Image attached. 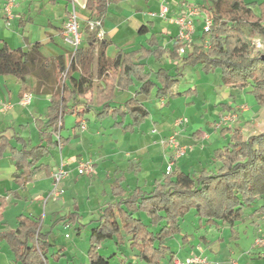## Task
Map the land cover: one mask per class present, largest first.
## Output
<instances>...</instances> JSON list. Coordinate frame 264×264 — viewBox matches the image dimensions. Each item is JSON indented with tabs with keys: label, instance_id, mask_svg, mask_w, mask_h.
Segmentation results:
<instances>
[{
	"label": "trees",
	"instance_id": "obj_1",
	"mask_svg": "<svg viewBox=\"0 0 264 264\" xmlns=\"http://www.w3.org/2000/svg\"><path fill=\"white\" fill-rule=\"evenodd\" d=\"M193 4L210 18L211 24L208 31L193 34L188 47L176 36L172 48L165 50L152 34L147 40L148 47L118 51L110 58L105 53L109 42L97 39L90 31L91 45L79 46L66 63L64 53L43 56L39 41L28 43L26 47H11L0 39V75L10 74L19 80L20 96L26 86V76L31 75L35 78L34 92L50 97L47 119L39 134L41 142L46 139L47 144L40 142L28 147L22 138L15 136L20 144L17 147L0 135V155L10 147V158L16 168L13 178L17 184L25 185L31 179L42 166L35 164L50 148L63 145L64 139L59 132L66 114L78 119L73 126L75 129L81 127L80 120L85 113L95 110L98 118L110 116L114 126L132 132L148 115L147 107L137 98L139 95L147 96L154 91L157 97H173L195 90L173 91L180 75L178 67L173 74L168 68L159 66L153 72V80L141 61L147 56L160 59L166 55L181 66L200 64L205 72L220 69L225 85L246 90L259 105H264V57L254 51L250 39L252 35H264V0H194ZM94 38L98 41L97 76L102 78L103 85L94 83L89 69ZM182 46H185L184 53L179 54L177 50ZM137 54L140 55L137 57ZM129 88L133 95L120 105H112L115 90ZM126 117L131 121L125 122ZM222 131H229L230 139L213 150V169L204 168L194 175L177 168L165 171L150 191L139 186L127 191L120 178L113 181L114 201L106 203L100 216L87 223H95L89 228V262L102 264L97 247L106 240H113L118 246L128 241L143 264H161L166 256L172 259L168 240L181 232L180 221L192 209L203 225L217 227L240 220L256 197L264 194V129L246 137L238 127ZM50 134L56 138H47ZM8 194L17 196L11 190L0 195V223H3ZM263 209L264 206L257 211ZM77 217L76 213H68L55 221L75 223ZM77 232L80 233V227ZM0 236L6 240L15 263L48 264L47 253L52 244L48 232L42 231L40 218L19 214L15 228L7 227ZM189 236L182 234V240Z\"/></svg>",
	"mask_w": 264,
	"mask_h": 264
},
{
	"label": "crops",
	"instance_id": "obj_2",
	"mask_svg": "<svg viewBox=\"0 0 264 264\" xmlns=\"http://www.w3.org/2000/svg\"><path fill=\"white\" fill-rule=\"evenodd\" d=\"M165 3L168 0H163ZM174 2V0H171ZM176 4L175 6L169 7V12L167 14L168 19L170 17H175L179 13L183 12L186 8L185 1L187 0H175ZM151 0H0V20L4 23L3 25L5 27H8V25H13V32L17 33V31H20L22 35V39L24 44L19 45L22 47H26V44L33 43L36 41H39L42 43V48L47 47L49 49H52L54 52L62 53L63 48L66 43L62 40V26L64 21L67 19L68 14L70 11L74 9L77 14H79V26L80 30L82 32V41L80 47L87 48L91 45V41L89 40V37L91 35L88 27H87V21L90 19H96L100 18L102 20V27L105 26V30L103 27V30L105 32L104 40L109 42V45L106 47L105 53L110 58L114 57V55L118 51L123 52H129L134 50H139L142 46L148 47L147 40L150 38L152 34L156 35L158 38L159 44L162 46L165 50H170L172 48V44L174 41V38L176 37L178 27L176 23L172 24L169 29L168 23L160 24V28L157 27L155 20L153 19V13L156 12L160 6L159 3H157V6H155L154 10L149 9V3ZM127 4L131 5V11L132 13L127 10H125L124 6ZM131 14V15H130ZM171 14V16H169ZM146 15L147 18H143V16ZM134 16H140V20L142 21L140 26L138 25V28L136 30V39H139V46L132 47L130 49L125 50L124 46L122 47V43L120 40H118L116 34L114 36V33L117 30L122 31V27L130 25V19ZM139 24V23H138ZM174 25V26H173ZM107 26V27H106ZM202 22L201 18L194 19V33L196 34L198 29H201ZM176 30H175V28ZM199 27V28H198ZM9 29V28H8ZM26 33V36H24ZM0 39H3L5 42L8 43L11 47H18L16 44H13L9 42L6 38L3 36H0ZM93 48H94V54L91 58V62L89 65V69L92 71L94 75V83L96 85H103L102 78L100 76H97V67H96V55L98 51V41L94 38L93 40ZM17 43V42H16ZM64 45V46H63ZM113 49L114 53L113 55L108 54V50ZM140 54H137L138 57ZM153 59L158 65L155 67L151 66L150 59ZM165 59L168 60V64L163 61ZM145 63V70L148 72H151V78L153 80V72L159 67L168 68L171 73L176 72V68L179 65H176V61L170 60L166 55L161 57L160 59L154 58L153 56H147L141 60ZM152 61V60H151ZM165 62V64H164ZM92 63L95 65V72L92 69ZM161 63L164 64L161 65ZM12 82L14 84H17V91H13L9 88V86L6 84V81H2L0 84V87L3 89L4 96L0 99L2 101H8L12 103L11 101H17L20 96V90H21V83L19 80L13 76ZM177 85V84H176ZM175 85V86H176ZM186 90V89H185ZM185 90L181 91H175L173 88V91L175 93H181ZM154 93V91H152ZM151 92V93H152ZM7 93V94H5ZM151 93L149 95H151ZM34 94L39 95L38 93L33 92L32 94V100L34 98ZM133 95L132 88H129L127 90H115V97L114 101L112 102V105H120L122 104L127 98ZM149 95H139L137 98L145 104L148 110V115L141 121L140 125L134 129V131H124L123 129L114 126V119L110 116L104 117V118H98L96 116L95 110L90 111L88 113H85L81 118L87 119L86 122L90 121L89 117H91L94 120V126L93 129L90 131L88 126L85 127L83 131L80 130V128L75 129L74 123L78 120L75 116V120L73 124L71 125L70 132H64V120L65 116L63 118V126L60 130V135L64 139L63 145L60 147H55L58 149V151H63L65 149V154L60 156V159H63L66 161L65 169L68 171L67 178H70L73 176V178H76L79 174L76 172V166L78 164L77 159H85L84 155L85 153H90V151H87L89 149V143L91 139H97V133L101 130L105 132V135H110L112 138H115L117 141V134L116 129H120L122 133L129 134L128 138H134L136 140V143L139 141L138 145H135L131 148H125L124 153L126 150L131 151V153H134L135 156L131 157H120V153L123 152L122 150L117 149V142H111L107 148L102 150L101 153H99L97 156L98 159H96L94 170H96L95 176H99V189L94 193V196H87L84 198V205L87 204V212L86 214H90V218L88 221L84 223H78L80 220V214L78 215V212H81V206L83 203H79V200L77 198L76 192H74V188L78 182L74 180L73 184L70 185L72 191L71 193V201H72V207L68 210L69 213H76L77 214V222L72 223L79 225H75L76 229L80 227L81 225L87 223L91 220H96L100 216V212L102 207L108 203L113 202L114 197L111 194V184L116 179H121V185L123 188H125L127 191H131L136 186H139L143 190L150 191L153 186L154 182L157 179H161L164 176L165 173V164L163 163V158L161 154V150L163 149L161 144L158 142V139L162 136H166L171 134L172 127L169 130L162 129L161 127L164 126V116L161 117H151L149 106H148V97ZM181 95V94H178ZM173 96V97H177ZM155 96V94H154ZM15 98V99H13ZM155 98L159 99L160 102H167L169 103V97H157ZM29 103L28 106H21V111H15L16 105L10 107L6 111H2V114L0 115V135L5 136L10 141V136L7 134V128L10 127L14 130V126L16 124L17 120V136L22 138L28 147H31L33 145H37L41 142V135L40 134V127L45 123L47 119V109L50 102L49 95H41V98L39 99V102L35 104V106H32V101ZM192 100V99H191ZM193 102V101H192ZM1 103V100H0ZM161 104V103H160ZM40 105V106H39ZM18 106V105H17ZM242 106V105H241ZM25 107V108H24ZM32 107V108H31ZM161 106H157V109L160 111ZM41 108H43L44 116H40L38 118H42V120L38 124V131L36 132L35 129V135L31 136L28 135V137L25 139V136L22 135V133L25 132V120L27 118V115L24 113L25 109H28L27 112L30 115H33L39 111H41ZM229 109V108H228ZM247 108H243L242 114L245 113ZM230 111V110H229ZM257 112V111H255ZM255 112H253L251 115L247 116V119H242V114L239 117V124H243L245 122L249 123V120H253ZM10 113V115H8ZM40 115V112H39ZM71 115V114H70ZM29 117V115H28ZM110 118L109 121L106 122V124L103 122L105 118ZM36 119V118H35ZM131 119L129 117L125 118V122H130ZM81 122V120H80ZM252 122V121H250ZM189 127V122L183 124L180 131L177 129L178 133L176 135V139L178 141V144L181 146L186 147V153L179 157L174 165L173 169H180L187 173H198L200 170L207 168V169H213L214 165L212 164V153L213 150L223 146L224 144H218V147L211 149V144L213 141L220 137L228 139L227 133L224 131L219 132L216 122H213V124L210 125V129L213 128L212 134H216V138L213 140L212 134H209L208 132H204L202 128H196L194 131H190V134L184 133V130L186 129V126ZM176 127V125H174ZM165 127V126H164ZM187 127V128H188ZM200 127V126H199ZM234 127L240 128L242 134L244 135L242 128L239 125H236ZM218 130H217V129ZM222 130V129H221ZM218 131V132H217ZM64 132V133H63ZM90 132V133H89ZM252 134V133H251ZM192 136L190 138L189 136ZM249 135V134H248ZM246 135V136H248ZM49 139H55V135H47ZM124 136V137H125ZM245 136V135H244ZM245 136V137H246ZM127 137V136H126ZM179 137V138H178ZM229 141V140H228ZM41 144H47V140H42ZM226 144V143H225ZM17 147H19L20 144H12ZM67 148V149H66ZM72 148H74L72 150ZM82 148V151H81ZM51 149L48 150V152L44 155H42L35 164L42 165L41 168L36 170L32 176L31 179L25 184V185H19L14 181L13 173L15 171V165L14 162L10 158V147L5 148L3 150L0 157H3L7 153V156L12 162V166H9V171H11V177L12 181L15 184L12 186L13 188L10 189L11 191L15 192L17 196H14L13 194L6 195L7 205L9 204L10 198L14 199H25L27 200L26 195V189H28L30 186L34 187V184L36 183L37 179L36 176L40 172H44V177L47 178L49 181L50 187L47 189V192L45 195L48 194L50 188H51V182H52V173L56 169V165L59 164H50L48 161V156L50 155ZM79 149V150H78ZM122 151V152H121ZM84 152V154H82ZM89 155V154H88ZM171 155V150L168 153V157ZM187 155V156H186ZM90 156V155H89ZM88 156V158H90ZM182 159V160H181ZM130 160V161H128ZM181 160V161H180ZM133 168H131V165ZM164 164V167L163 165ZM71 175V176H70ZM143 178V180H141ZM4 179V177H0V181ZM60 186L65 191L66 187L62 185V180L60 182ZM9 190V189H6ZM0 195H5V191H0ZM49 199V198H48ZM48 199L45 201V204L48 203ZM66 199L62 198L60 201V209L58 210V204L53 206V208L50 209V214L54 221L57 218V215L59 212L63 211L62 204H64ZM256 203V201H254ZM253 202V203H254ZM264 206V204H262ZM7 207V206H6ZM259 208V205L253 204L251 207L248 208V211L245 210V214L240 220L233 221L231 223H224L220 224L217 227L211 226V228L214 229V232L211 228H209L208 231V225H203V223L198 222V217L194 211V216L197 217L196 219V225L195 229H193L190 233L186 232L190 236L186 240H182L181 232L179 234H176L174 237L178 236V242L179 247H185L188 245L190 247L191 254H185L183 256L180 255L181 252H178L177 250H173L171 245V251L173 252L172 259H169L168 256H166L161 264H172V261L174 258L178 259H185L189 256L193 255H201L206 256L210 260L216 261L219 264H228V259L233 258L232 255H235L238 251H240L239 259H243L246 256H250L252 258H255L254 255H257L258 258H264V250L260 246H263L261 244L258 246L255 244L254 249L252 252H247L246 254L244 252V247L241 245V242L243 241L242 235L244 233L248 234V232L251 231V236L248 237V239H251V242H255L256 237L260 235L262 231H264V227L262 226V223L264 222V209L262 211H257ZM193 210V209H192ZM191 211V210H190ZM34 212V211H33ZM33 212L30 213H20L27 215L29 217H37L40 218L39 215H34ZM85 213V210H84ZM66 213H64L65 215ZM15 220V225L10 226L9 224L5 223L3 221V225L7 227V225L10 226V228H15L17 225V216ZM82 215V214H81ZM246 215V216H245ZM4 217V212H3ZM142 217L144 220L147 221V218L144 214H142ZM185 216L181 219L180 223L184 220ZM84 219V218H83ZM4 220V218H3ZM63 222H66L63 220ZM253 224L255 226H251L248 224ZM40 224L42 228L41 218H40ZM69 224H71L69 222ZM93 224H88V226H92ZM181 228V227H180ZM82 231L80 227V232ZM184 234V233H183ZM69 235V234H67ZM77 235L79 233L77 232ZM253 235V238H252ZM70 236V235H69ZM181 236V237H180ZM172 237V238H174ZM169 243V240H168ZM232 244H235L233 246ZM237 246V247H236ZM236 247V248H234ZM104 248V252H101V250ZM63 249L60 248L59 250ZM238 249V250H237ZM98 253L101 256V263L102 264H118L122 262L123 264H138V259L136 257L137 250L131 249L129 247V242L126 241L123 245H115L113 240H106L102 244L98 245L97 247ZM50 251V250H49ZM48 251V253H49ZM181 251V250H180ZM184 251V250H183ZM185 253H188L184 251ZM63 253V251H62ZM74 253V251H73ZM257 253V254H256ZM82 254L84 255V248ZM74 258L76 256L73 255ZM82 257V256H81ZM256 257V258H257ZM10 258V257H9ZM10 264H20L15 263L14 258H10ZM245 263L238 264H251V261L248 259H245ZM89 264H91L89 262ZM140 264H143L140 262Z\"/></svg>",
	"mask_w": 264,
	"mask_h": 264
},
{
	"label": "rangeland",
	"instance_id": "obj_3",
	"mask_svg": "<svg viewBox=\"0 0 264 264\" xmlns=\"http://www.w3.org/2000/svg\"><path fill=\"white\" fill-rule=\"evenodd\" d=\"M156 2L161 4L163 0H151V2L149 3L150 10L155 9V6H157ZM175 2H176L175 0L174 2H172L171 0H168V4H170V6H173V5L175 6L176 4ZM185 3H186L185 6L194 5L193 4L194 0H187L185 1ZM166 4H167V1H166ZM131 5L127 4L126 6H124L125 10L129 11V13L130 12L132 13ZM75 13H76V17L79 23L80 22L79 14H77V12ZM169 16H171V14H169ZM140 18H141L140 16L138 17L134 16L133 18L130 19L131 23L129 26H127L126 28L125 26H123L121 28L122 31L119 29L114 33V36L116 34L118 40H120L121 42H124L122 43L123 44L122 47L124 46L125 50L130 49L132 47L139 46V42H138L139 39L138 40L136 39V36H137L136 30L138 28V25L140 26L142 22ZM143 18L145 20L147 16L144 15ZM153 19L155 20L156 25L159 28H160L159 26L160 24H164L163 21H165V23H168L169 29L171 28L170 26L174 24V22L171 20L172 17H170V19L162 18L161 16L153 13ZM3 24L4 23L2 22V20H0V36H3L7 40H9V42L16 44L17 46L23 45L24 42L22 39V35L20 34L21 32L20 31H17V33L13 32L12 24L8 25V27H5ZM103 27L105 30V26ZM198 30L201 31L200 28ZM245 30L247 32L248 28L245 27ZM24 34H25L24 36H26V33ZM61 36H62V33H61ZM250 39L255 46L254 51L259 52L264 56V35H252L250 36ZM69 49H70V46L67 44L64 46L63 51H62V53L65 54L66 63H68L70 60V52H69L70 50ZM55 53L56 52H54L52 49H49L47 47L41 48V54L43 56L47 57ZM113 53H114L113 49L108 50V54L113 55ZM163 61H165L168 64L167 59L164 58ZM150 64L151 66L155 68L156 66H158L156 65L157 63L152 58L150 59ZM164 64L161 63V65L163 66ZM92 69L94 70V72L96 71L95 65H93V63H92ZM179 72H180V75L178 76V83L174 87V90L181 91V90L191 89V88L195 89L194 91L191 92V94L187 93L185 95H178L177 97H169V100H170L169 103L160 102L159 99L155 98L153 92L148 97L147 103L149 106L151 117L164 116L163 118L165 120L164 122L165 127L164 126L161 127L162 129L169 130L172 127L171 133H173L175 132V130L177 131V129L180 131L183 124L187 122H189V127L188 125L186 126L184 133L188 135L190 134L191 130L194 131L196 130V128H202V127H203L202 130L204 132L206 133L208 132L209 134H212L213 128L210 129V125L213 124V122L217 123L216 127L219 130L217 128L216 129L219 132L222 131L221 129L226 130V128L228 127L231 128L236 125H239L242 128V131L245 136L264 129V105H259L254 99L253 95L248 93L246 90L235 89V88H231L225 85L222 82V73L220 69H216L213 72H205L202 70L201 65L197 64L195 66H179ZM12 77L13 75H10V74L0 75V84L2 83V81L5 80L9 88L15 92L17 91V84H14V82H12L11 80ZM26 79H27V82H26V86L24 88L23 94L19 96L17 101H14V102L11 101L12 103H10L8 101H2V99H0L1 100L0 115L2 114V111L8 110V109L2 108L1 105L3 103H10L11 107L16 105L15 111H21V109H23L21 108V106L29 105V104L21 105L18 103V101L24 94H33L34 92L35 78L31 75H27ZM4 92L5 91H3V89L0 87V98L4 96ZM41 95L42 94H39V95L34 94V98L32 100L33 101L32 106H35V104L39 102ZM161 105L162 107H161V110L159 111L157 109V106H161ZM228 107H230L232 110H230V108L228 109ZM243 108H247V110L245 113L242 114ZM27 110L28 109L24 110L25 111L24 113L27 115V118L25 120L27 121L24 122L25 132L22 133V135L25 136V139L28 137V135H31V136L35 135V129L37 132L38 124L42 120V118H38V117L45 115L43 113V108H41V111H39L40 115H39V112L33 115H30L27 112ZM253 112H255L253 120H249V123L245 122L243 124H239L240 123L239 117L241 114H242L241 121H243L244 119H247V116L251 115ZM8 115H10V113ZM65 117L66 118L64 120L65 122L64 132L66 133V132L71 131L70 127L73 124L75 117L70 114H66ZM178 118H186L187 120L185 123L179 124L175 127L174 126L175 121ZM89 119L91 120L86 122L87 119L81 118V127H80L81 131H83L86 126H88L90 131L93 129L94 120L91 117H89ZM109 120L110 118L108 117V118H105L103 122L106 124V122ZM6 130H7L8 136H10V143L16 144L17 139L15 138V136H17V131H19V129H17V120L14 126V130L11 129L10 127H8ZM116 131H117L116 134L118 136L117 141L115 140V138H112L110 135L108 136L105 135V132L103 130L102 131L100 130L97 133L98 140L97 141L95 139L90 140V143L88 146L89 149L87 150V151H90V153H85L84 155L85 159L78 158L77 159L78 164L81 161L91 160L95 167L96 159H98L97 155L101 153L102 150L107 148L111 142H114V143L117 142V149L119 151L123 149V152L121 151L122 153H120L121 158H122V155H124L123 157L125 158L135 156V154L131 153V151L129 152V150H126V152L124 153V149L125 148L129 149L131 147H134L135 145H138L139 141L136 143V140H134V138L132 137L128 138L129 134H126L127 136L126 137L125 134L122 133L120 129H116ZM225 133H227L228 139L225 138L224 140V138L220 137L216 139V141L214 139L216 138L217 133L212 134L211 139H213L214 141L211 144V149L218 147L219 143L225 144L228 142V140L230 139V132L227 131ZM167 136L168 135L162 136L161 138L158 139V142L161 144L163 148L161 150V154L163 158V163L165 164V170L168 164V153L171 150L167 147V145L162 143V139L166 138ZM189 137L192 138L191 135ZM73 149L74 148H72V150ZM81 151H82V148H81ZM4 154L5 155L3 157H0V177L2 178L4 177V179L0 181V191H6V189L10 190L13 188L12 186L15 185L12 181V177L10 174L11 171H9V166H12L13 164L11 160L9 159V157L7 156V153H4ZM63 154H65V149L60 152L58 151L57 148L51 149L50 155L48 156L49 163L57 164V162H59L60 156H62ZM82 154H84V152ZM88 156L90 158H88ZM164 164H162L163 167H164ZM130 165H131V168L135 166V165H132L131 163ZM58 167L59 166L57 164L54 172L57 170ZM95 173H96V170H94V172L90 174L80 173L76 178H73V176L71 175H70L71 176L70 178H67V175H68V171H67V175H65L62 179V185L66 187L65 188L66 190L63 191V193L60 196L56 198L50 197L49 199L47 198L48 194L45 195V193L47 192V189L50 187L49 181L47 180L46 177H44V172L38 173L36 176L37 181L34 184V187L30 186L28 189H26L27 190L26 191L27 200L20 198L17 201V199H14L12 197L10 198L9 204L4 210V220L3 221L9 224L10 226H14L17 214H20V213L26 214V213H30L34 211L33 212L34 215L40 216L41 223H42V231L48 232V240L52 244V247L49 253H47L48 264H89V260L87 257V250H88L89 228L91 226H88V224L84 226H80L82 231L79 233V235H77V229H76L77 226L75 227V225H79L78 223H84L88 221L89 218L91 217L90 214H86L88 213L86 210L88 205L87 204L84 205L85 203L84 198H86L87 196H94V193L99 189V186H100L99 176L100 175L95 176ZM191 174L194 175L196 173L192 171ZM74 180L78 182L74 188V192H76L77 194L76 196L79 200V203L80 204L83 203V205L81 206V212L80 213L78 212V215L80 214V220L76 224H72V223L69 224L68 220H66V222H63V220L54 222V220L50 218L52 214H50L49 212H50V209L53 208V206L57 204L59 205L57 207L58 210L61 208L60 207L61 204L59 200H62V198H64L66 199L65 200L66 203L64 204V206L62 204L63 211L59 212L55 220L63 216L64 213L68 214L69 213L68 210L72 207V201L70 199L71 198L70 192L72 191V189L70 185L73 184ZM141 180H143V178H141ZM47 199H48V203L45 204V201ZM255 201L256 203L254 202L253 204H257L259 205V207H262L263 206L262 204H264V194L261 196H257ZM84 210H85V213H84ZM246 211H248V209H246ZM196 218L197 217L194 216V210L189 211L185 215L184 220L180 223V227H181L180 235L186 232L190 233L193 229H195L196 220H197ZM9 225H7V227H10ZM248 225L255 226L251 223ZM7 227H5L3 223H0V232L5 230ZM261 227H264V222L262 223ZM209 228H211V226H208V231H209ZM211 229L214 232V229L213 228ZM251 231H252V227H251ZM251 231L248 232V234L244 233L241 236L243 239V241L241 242V245L244 247V252L246 254L253 251L255 244H257L258 246L261 245V242L252 243L251 239H248V237L251 236ZM209 232H212V231H209ZM67 234H69L70 236ZM252 238H253V235H252ZM257 238H262L264 240V231H262L260 235L256 237V239ZM178 239H179L178 236L169 239V244L171 245L172 249L177 250L178 252H181L180 253L181 256L185 254H191L192 252L190 251V247L188 245H186L185 247H179ZM232 245L235 246V244H232ZM62 247L63 249L59 250ZM260 247L262 248V250H264V244L263 246H260ZM83 248H84V255L82 254ZM183 250L188 253H185ZM101 252H104V248L101 250ZM73 255L76 256V258H74ZM240 255H241L240 251H238L235 255H232L233 258H230L228 260L234 259L240 263H243V262L245 263V261H247L245 259H248L249 261H251V264H264V258H258L257 255H254L255 258H252L253 256L252 257L246 256L243 259H239ZM9 257L14 258V255L12 251L10 250V248L8 247L6 240L2 236H0V264H10L11 259ZM138 264H140V261H138Z\"/></svg>",
	"mask_w": 264,
	"mask_h": 264
},
{
	"label": "built area",
	"instance_id": "obj_4",
	"mask_svg": "<svg viewBox=\"0 0 264 264\" xmlns=\"http://www.w3.org/2000/svg\"><path fill=\"white\" fill-rule=\"evenodd\" d=\"M169 12L168 5L163 1L158 10L154 12L161 16L162 18H166ZM201 18L202 26L201 31H208L209 26L211 24L210 18L196 5L186 6L185 10L171 20L176 23L178 27L177 38L181 40L186 47L190 46L192 42V36L194 33V19ZM87 27L89 31L95 34V37L99 40H103L105 37V32L102 27V20L100 18L90 19L87 21ZM62 39L63 41L70 46V60L75 54L76 49L81 45L82 41V32L79 27V23L76 17V13L74 9L70 11L67 16V19L64 21L62 26ZM185 46L180 47L177 51L179 54L184 53ZM69 60V61H70ZM69 63V62H68ZM65 73H63V76ZM32 100V94H24L20 100L18 101L21 105H27ZM3 109H9L11 107L10 103H3ZM233 116V115H232ZM186 118H178L175 121V125L183 124L186 122ZM178 131L169 134L166 138L162 139V143L167 145L169 149H171V155L168 157V164L166 166V172H170L173 169V165L175 161L183 156L186 153V147L181 146L177 143L176 135ZM60 148V146H59ZM66 161L60 159L57 170L52 173V182L51 188L48 192L47 198L53 197L56 198L63 193V189L60 186V182L65 175H67V170L65 169ZM76 172L80 173H92L94 172V164L91 160L81 161L76 166ZM256 243L261 242L264 244V240L262 238H257L255 240ZM121 264V263H118ZM172 264H219L216 261L208 259L206 256L201 255H193L189 256L185 259L174 258ZM228 264H238V262L234 259L228 261Z\"/></svg>",
	"mask_w": 264,
	"mask_h": 264
},
{
	"label": "water",
	"instance_id": "obj_5",
	"mask_svg": "<svg viewBox=\"0 0 264 264\" xmlns=\"http://www.w3.org/2000/svg\"><path fill=\"white\" fill-rule=\"evenodd\" d=\"M264 57V56H263Z\"/></svg>",
	"mask_w": 264,
	"mask_h": 264
}]
</instances>
